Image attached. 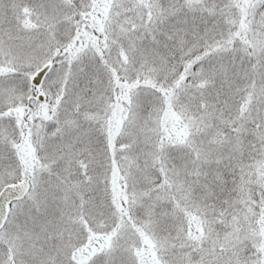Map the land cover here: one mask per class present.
<instances>
[{
    "label": "snow or ice",
    "instance_id": "1",
    "mask_svg": "<svg viewBox=\"0 0 264 264\" xmlns=\"http://www.w3.org/2000/svg\"><path fill=\"white\" fill-rule=\"evenodd\" d=\"M0 264H264V0H0Z\"/></svg>",
    "mask_w": 264,
    "mask_h": 264
}]
</instances>
